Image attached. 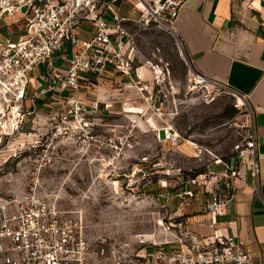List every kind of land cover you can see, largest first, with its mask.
Segmentation results:
<instances>
[{
	"label": "rangeland",
	"instance_id": "1",
	"mask_svg": "<svg viewBox=\"0 0 264 264\" xmlns=\"http://www.w3.org/2000/svg\"><path fill=\"white\" fill-rule=\"evenodd\" d=\"M24 25L0 38L15 39ZM124 28L141 68L134 81L159 90L151 100L120 75L83 76L75 96L53 79L33 80L21 102L0 95V221L33 197L76 225L88 264H146V252L177 241L178 193L219 171V160L238 161L249 125L238 95L195 85L172 29L155 21ZM168 127L177 140H163Z\"/></svg>",
	"mask_w": 264,
	"mask_h": 264
},
{
	"label": "built area",
	"instance_id": "2",
	"mask_svg": "<svg viewBox=\"0 0 264 264\" xmlns=\"http://www.w3.org/2000/svg\"><path fill=\"white\" fill-rule=\"evenodd\" d=\"M119 1L123 0H0V20H9L6 27L25 21L15 39L0 38V95L21 102L33 80L53 79L62 84V90L75 96L83 76L121 75L145 95V100H151L159 90L153 87L148 92L146 86L132 77L129 33L121 21L110 27L104 18L105 9ZM136 1L141 9L139 23L155 21L174 29L182 0ZM83 24L89 27L87 37L81 33ZM189 68L198 88L228 90L195 71L190 62ZM153 72L158 86L160 76L155 67ZM55 88L51 90L56 91ZM238 97L245 101L243 95ZM74 109L75 113H82L81 106ZM83 120L81 117L79 123ZM163 131L164 141L177 140L178 135L171 127ZM219 162L223 169L210 170L190 180L192 185L209 184L205 210L211 214L220 213L234 200V184L244 165L256 190L260 167L249 125L238 161L233 165ZM177 244L181 247L179 251H158L157 258L168 264H253L249 252L234 237H216L203 244L181 230ZM87 250V241L70 219L61 218L55 208L46 207L33 197H27L13 214L0 221V264H88Z\"/></svg>",
	"mask_w": 264,
	"mask_h": 264
},
{
	"label": "crops",
	"instance_id": "3",
	"mask_svg": "<svg viewBox=\"0 0 264 264\" xmlns=\"http://www.w3.org/2000/svg\"><path fill=\"white\" fill-rule=\"evenodd\" d=\"M136 2L123 0L108 6L104 18L112 8L111 19H106L109 26L115 27L117 21L123 26L138 23L141 9ZM8 22L0 20L1 32ZM173 31L195 71L245 97L260 167L256 190L248 168L242 167L234 184V200L218 214L205 210L209 184L186 182L184 191L178 193L186 197L178 204L177 216L182 217L178 228L183 227L203 244L216 237H234L249 252L253 264H264V0H182ZM81 33L88 36L87 29ZM140 69L133 65L132 75L138 80ZM146 89L150 92L148 86ZM219 166L223 169L222 164ZM172 242L146 252V264H168L156 253L179 251L177 241Z\"/></svg>",
	"mask_w": 264,
	"mask_h": 264
}]
</instances>
